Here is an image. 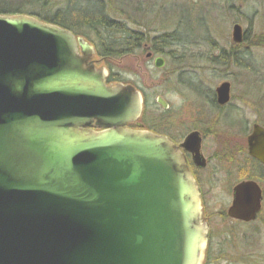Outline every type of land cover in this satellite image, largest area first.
I'll return each instance as SVG.
<instances>
[{
	"label": "water",
	"instance_id": "obj_1",
	"mask_svg": "<svg viewBox=\"0 0 264 264\" xmlns=\"http://www.w3.org/2000/svg\"><path fill=\"white\" fill-rule=\"evenodd\" d=\"M231 36L243 41L239 24ZM93 55L66 29L0 15V264H204L209 226L183 154L165 136L123 128L141 117L142 95L107 85ZM215 93L227 104L230 84ZM182 147L205 165L197 132ZM247 152L264 166L259 124ZM262 201L256 181H241L226 215L254 222Z\"/></svg>",
	"mask_w": 264,
	"mask_h": 264
},
{
	"label": "rangeland",
	"instance_id": "obj_2",
	"mask_svg": "<svg viewBox=\"0 0 264 264\" xmlns=\"http://www.w3.org/2000/svg\"><path fill=\"white\" fill-rule=\"evenodd\" d=\"M96 1L112 5L119 20L126 21L116 13L128 16V23H136H127L133 30L149 29L150 38L144 49L118 58L100 57L94 40H85L94 50L92 64L107 71L111 84L131 85L143 94L140 123L146 127L162 126L176 142L193 131L203 136L202 153L209 163L198 176L202 219L209 226L208 264L235 261L244 248L264 264V169H255L263 192L259 219L242 223L226 215L233 186L247 180L246 137L253 124L264 127V0H130L127 10L121 0ZM234 24L245 34L239 44L232 41ZM176 30L184 39L153 54L165 62L156 68L153 58H146L153 37ZM223 82L230 84V99L220 106L214 93ZM157 97L168 110L156 103ZM240 149L244 153L238 160L234 155Z\"/></svg>",
	"mask_w": 264,
	"mask_h": 264
},
{
	"label": "trees",
	"instance_id": "obj_3",
	"mask_svg": "<svg viewBox=\"0 0 264 264\" xmlns=\"http://www.w3.org/2000/svg\"><path fill=\"white\" fill-rule=\"evenodd\" d=\"M58 1L61 3L59 7L54 8L50 4V2ZM121 1L124 2H122L124 4L123 7L127 10L126 7H128L130 0ZM109 4L111 3L109 2ZM115 11L112 5L96 0H0V15L32 16L43 22L66 29L76 37H81L88 41L93 39L94 41L92 42L95 50L100 57L118 58L144 49L145 44H148V39L150 38V30H145L144 28L143 30H133L128 24L131 23L133 25L136 23L131 21L128 23L129 17H125L122 13H116L115 15L123 17L126 21L115 18L113 16ZM151 11L149 10L147 13L148 17L152 16ZM145 21L148 26L152 23L150 19H146ZM180 39L184 38L178 30L172 33L157 35L151 41L150 51L154 55H161L162 48H167ZM249 160L251 161L250 166L247 169V175L243 179H261L257 176V171L255 170V160H251L250 158ZM258 219L259 216L257 217ZM243 250L236 258H232V260H235L232 261L233 263L258 264L257 257L255 256L256 260H254L249 249ZM208 253L209 242L204 264H208ZM232 262L228 264H233Z\"/></svg>",
	"mask_w": 264,
	"mask_h": 264
},
{
	"label": "flooded vegetation",
	"instance_id": "obj_4",
	"mask_svg": "<svg viewBox=\"0 0 264 264\" xmlns=\"http://www.w3.org/2000/svg\"><path fill=\"white\" fill-rule=\"evenodd\" d=\"M244 36H245V34H244ZM244 36H243V39H244ZM79 50V52H80V49H78ZM146 58H149V59H152L153 58V61L156 59V58H162L161 56H157V57H155V56H153V54L152 53H146ZM163 59V58H162ZM164 61V60H163ZM165 63V62H164ZM95 64H98V62L97 61H95ZM97 68V67H96ZM106 84L107 85H111V82L110 81H108V79H106ZM141 95H142V98H143V111H142V114H143V112H144V107H145V100H144V96H143V94L141 93ZM214 99H215V102H216V104H217V101H216V93H214ZM165 101V100H164ZM166 103V102H165ZM167 104V103H166ZM164 109V108H163ZM169 109V105L167 104V108L166 109H164V110H168ZM142 117V116H141ZM140 120H141V118L139 119V120H137L136 122H133V123H126L124 126H123V128H127V129H132V130H147V131H150V132H153V133H158L159 135H162V136H165V137H167L168 139H170L179 149H180V151H181V153L183 154V156H184V158H185V160H186V164H187V166H188V168H189V170H190V172H191V174L193 175V177H194V179H195V181H196V183H197V185L199 186V188H200V186H201V181H200V179H199V176H198V174L199 173H201L202 171H204V169L207 167V164L209 163V161H208V159H206L205 158V156L203 155V153H202V149H203V136H202V134L200 133V132H198V131H196L198 134H199V138H200V150H199V152H200V154H201V156L204 158V161H205V165L203 166V167H199V166H197L195 163H194V160H193V153L190 151V150H188V149H185V148H183L182 147V144H183V142H184V140H185V138L190 134H188L187 136H185L181 141H179V142H176V140H174V139H172L171 137H169L166 133H164V130H165V128L163 129V127L162 126H160V128L157 126V124H155V126H153V128H149V127H146L144 124H142V123H140ZM145 124H147V123H145ZM140 125V126H139ZM254 125V124H253ZM252 125V126H253ZM88 129H91V130H95V131H98V130H100V129H98L96 126H95V122L93 121V122H91L89 125H88V127H87ZM158 129H160V130H158ZM161 129H162V132H161ZM194 132V131H193ZM247 137H248V135H247ZM247 137H246V143H247ZM247 147V146H246ZM190 148V147H189ZM242 153H244L241 149L239 150V151H237L236 153H235V155H234V157L236 158V156L239 158L238 160H240L241 159V157H242ZM246 154H247V156H248V152H246ZM246 156V157H247ZM251 160H255V159H253V158H251V157H249ZM233 162V160H231L229 163H232ZM255 162H256V168L258 169H264V166L263 165H261L257 160H255ZM255 168V169H256ZM243 181V180H242ZM239 182H241V181H239ZM238 182V183H239ZM238 183H236V184H238ZM235 184V185H236ZM234 185V186H235ZM233 186V187H234ZM232 190H233V188H232ZM232 202V201H231Z\"/></svg>",
	"mask_w": 264,
	"mask_h": 264
}]
</instances>
